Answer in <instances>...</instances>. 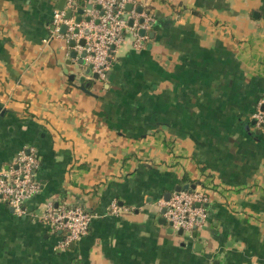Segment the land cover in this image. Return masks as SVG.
Here are the masks:
<instances>
[{"label": "crops", "instance_id": "crops-1", "mask_svg": "<svg viewBox=\"0 0 264 264\" xmlns=\"http://www.w3.org/2000/svg\"><path fill=\"white\" fill-rule=\"evenodd\" d=\"M74 1L0 0V169L30 149L40 184L25 215L0 202V264H264V0H135L104 78L55 32L98 9ZM177 188L207 196L191 232L162 212ZM48 200L88 234L60 248Z\"/></svg>", "mask_w": 264, "mask_h": 264}, {"label": "built area", "instance_id": "built-area-1", "mask_svg": "<svg viewBox=\"0 0 264 264\" xmlns=\"http://www.w3.org/2000/svg\"><path fill=\"white\" fill-rule=\"evenodd\" d=\"M74 0H67V7L71 8ZM98 9L88 11L89 21H76L75 16L66 17L64 10H55L52 15V24L55 32L64 25L61 35L67 42L85 39V46H79V51H85V64H91V70L104 78L110 69L114 49L121 44L125 32L129 29L128 15L125 6H133L135 0H96ZM133 8V7H132ZM140 15L135 9L131 16ZM142 28H147L150 18L142 15ZM88 29L85 34L84 30ZM77 30V32H75ZM136 36V31L134 33ZM135 44L141 46V38L136 36ZM264 95L253 117L260 127H264ZM39 163L37 154L30 150H21L8 169H0V202L7 203L17 215L26 214V203L40 191V184L36 178ZM207 196L200 190H178L172 193L166 201H160L164 206V216L174 229L191 232L201 225L204 213L202 205ZM120 208L113 202L108 208L111 214H117ZM37 216L60 235V248H67L87 235L90 222L95 214L89 213L78 206L57 203L48 200Z\"/></svg>", "mask_w": 264, "mask_h": 264}, {"label": "water", "instance_id": "water-1", "mask_svg": "<svg viewBox=\"0 0 264 264\" xmlns=\"http://www.w3.org/2000/svg\"><path fill=\"white\" fill-rule=\"evenodd\" d=\"M96 7L97 8H99V5L97 4L96 5ZM128 9H130V7H131V5L130 4H127V6H126ZM142 10V7H138V11H141ZM70 13H71V10L69 9V10H67V12H66V17H68V16H70ZM81 19H82V17H77L76 18V21L77 22H79V21H81ZM86 19V21H89L90 20V18L89 17H86L85 18ZM143 22V18H140L139 19V23H142ZM129 23L131 24L132 23V20H130L129 21ZM65 29H66V27L64 26V25H62L61 27H60V31L61 32H64L65 31ZM75 32H77V30L75 31ZM84 33L85 34H87L88 33V29L86 28L85 30H84ZM138 33L140 34V35H143L144 34V30H143V28H139L138 29ZM150 35L152 36V32H150ZM69 44L71 45V46H75V45H78V46H85V39L84 38H80L79 40H77V41H75V40H71V41H69ZM84 55H85V51L83 50L82 52H78L77 50H73L72 52H71V57H73V58H76V57H79L78 58V61H79V64H81V65H84L85 64V60H84ZM86 65V64H85ZM88 65V68H87V70H86V72L87 73H90L92 76H93V78H98V74L97 73H95V72H92V70H91V64H87ZM264 108V105L261 107V109H263ZM253 121H255V119H253ZM193 187V186H192ZM184 188H188V185L186 184V186H184ZM181 188H177V190H180ZM165 211V208H163L162 209V212H164ZM165 221V220H164ZM178 232L179 233H182V229H179L178 230ZM73 244V243H72ZM72 244H71V246H72Z\"/></svg>", "mask_w": 264, "mask_h": 264}, {"label": "trees", "instance_id": "trees-1", "mask_svg": "<svg viewBox=\"0 0 264 264\" xmlns=\"http://www.w3.org/2000/svg\"><path fill=\"white\" fill-rule=\"evenodd\" d=\"M179 7V6H178ZM60 235H62V233H60Z\"/></svg>", "mask_w": 264, "mask_h": 264}]
</instances>
